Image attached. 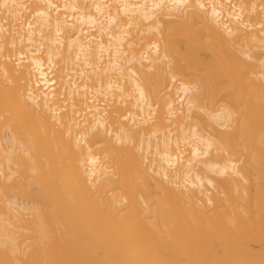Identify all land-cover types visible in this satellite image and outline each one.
<instances>
[{
	"label": "bare ground",
	"instance_id": "bare-ground-1",
	"mask_svg": "<svg viewBox=\"0 0 264 264\" xmlns=\"http://www.w3.org/2000/svg\"><path fill=\"white\" fill-rule=\"evenodd\" d=\"M0 264H264V0H0Z\"/></svg>",
	"mask_w": 264,
	"mask_h": 264
}]
</instances>
